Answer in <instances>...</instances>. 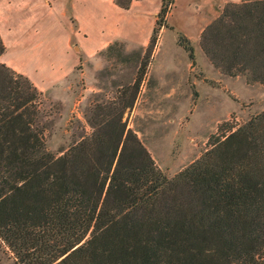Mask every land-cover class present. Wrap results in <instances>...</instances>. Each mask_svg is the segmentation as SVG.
<instances>
[{"label":"trees","instance_id":"trees-1","mask_svg":"<svg viewBox=\"0 0 264 264\" xmlns=\"http://www.w3.org/2000/svg\"><path fill=\"white\" fill-rule=\"evenodd\" d=\"M174 1H162L140 69ZM180 44L194 60L191 40ZM200 45L223 73L264 84V0L227 2ZM44 96L0 63V247L17 264H264V110L221 123L211 147L169 177L124 119L135 96L96 106L92 131L62 154L47 144Z\"/></svg>","mask_w":264,"mask_h":264},{"label":"rangeland","instance_id":"rangeland-1","mask_svg":"<svg viewBox=\"0 0 264 264\" xmlns=\"http://www.w3.org/2000/svg\"><path fill=\"white\" fill-rule=\"evenodd\" d=\"M227 2L213 1L218 10ZM206 5L195 6L207 13ZM68 7L74 23L70 3ZM174 8L175 1L166 19L167 33L161 37L160 31L143 69L140 61L149 43L119 38L111 42H117L112 50L106 51L110 43L87 58L73 40L79 62L65 79L46 89L44 96L43 107L49 114L47 144L52 151L62 154L82 133L92 131L91 119L99 112L96 106L113 108L122 104L121 99L135 96L124 119L157 165L173 177L211 147L210 137L221 123L239 126L264 110V84L249 83L245 75L223 73L203 52L200 41L190 39L195 55L191 59L180 44V34L187 35L170 20ZM140 70L145 73L136 88ZM0 264H17L6 246L0 247Z\"/></svg>","mask_w":264,"mask_h":264},{"label":"crops","instance_id":"crops-1","mask_svg":"<svg viewBox=\"0 0 264 264\" xmlns=\"http://www.w3.org/2000/svg\"><path fill=\"white\" fill-rule=\"evenodd\" d=\"M162 1L134 0L130 9H122L114 0H0V34L7 47L0 54V63L27 75L45 92L65 79L79 62L73 40L87 58L119 38L149 43ZM213 1L175 0L170 20L193 43H199L205 27L222 11ZM204 3L207 13L195 6ZM165 28L161 37L167 33Z\"/></svg>","mask_w":264,"mask_h":264}]
</instances>
